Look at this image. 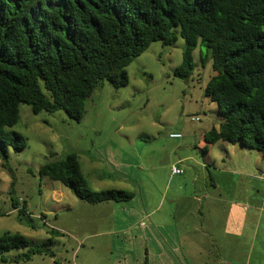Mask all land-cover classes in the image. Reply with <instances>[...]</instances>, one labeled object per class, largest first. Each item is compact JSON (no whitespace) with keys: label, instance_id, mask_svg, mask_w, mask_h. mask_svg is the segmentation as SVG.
Returning <instances> with one entry per match:
<instances>
[{"label":"rangeland","instance_id":"obj_1","mask_svg":"<svg viewBox=\"0 0 264 264\" xmlns=\"http://www.w3.org/2000/svg\"><path fill=\"white\" fill-rule=\"evenodd\" d=\"M184 47L180 36L173 45L151 42L125 68L128 83L115 88L104 80L86 99L79 121L64 110L35 114L29 105L20 104L19 118L9 130L21 134L25 146L19 151L9 146L7 157L0 156V236L17 233L33 245L51 240L53 256L22 259L16 256L25 250L14 249L2 264H73L86 252L82 247L73 253L82 230L90 226L84 223L85 213L112 207L82 201L39 172L46 162L64 159L70 152L79 156L87 186L94 192L118 188V180L107 177L116 174L113 159L155 199L163 193L170 171L169 192L179 181L199 192L204 184L213 191L212 184L221 181L215 189L233 194L238 203L231 221L252 229L251 264H264V155L239 143L204 141V133L217 128L222 117L218 105L204 95L212 70L209 61L202 63L203 46L192 51L190 73L175 75ZM90 157L101 159L91 164ZM173 167L180 172L172 173Z\"/></svg>","mask_w":264,"mask_h":264},{"label":"trees","instance_id":"obj_2","mask_svg":"<svg viewBox=\"0 0 264 264\" xmlns=\"http://www.w3.org/2000/svg\"><path fill=\"white\" fill-rule=\"evenodd\" d=\"M178 36L185 47L175 75L190 73L198 45L212 70L204 95L218 105L222 121L204 141L239 143L264 155V0H0V156L7 157L9 146H25V138L9 130L20 104L35 114L64 110L79 121L104 80L125 86L133 58L151 42L173 45ZM39 172L90 204L133 197L123 189L92 191L75 152ZM51 244L5 233L0 264L14 249L25 250L16 256L22 259L53 256Z\"/></svg>","mask_w":264,"mask_h":264},{"label":"crops","instance_id":"obj_3","mask_svg":"<svg viewBox=\"0 0 264 264\" xmlns=\"http://www.w3.org/2000/svg\"><path fill=\"white\" fill-rule=\"evenodd\" d=\"M90 158L91 164L101 159ZM113 163L116 174L107 177L118 180L115 189L131 191L133 197L127 204H96L111 210L85 213L84 223L90 226L82 230L73 253L82 247L86 252L73 264H251L252 229L231 221L238 203L233 194L215 189L221 181L212 184L213 191L204 184L201 192L194 185L187 190V181H179L169 192L170 171L155 199L146 194L141 180H130L115 159Z\"/></svg>","mask_w":264,"mask_h":264},{"label":"built area","instance_id":"obj_4","mask_svg":"<svg viewBox=\"0 0 264 264\" xmlns=\"http://www.w3.org/2000/svg\"><path fill=\"white\" fill-rule=\"evenodd\" d=\"M178 172H180L179 169H177L176 167H173V168H172V173H178Z\"/></svg>","mask_w":264,"mask_h":264}]
</instances>
